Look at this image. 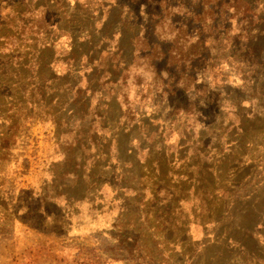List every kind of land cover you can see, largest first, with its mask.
<instances>
[{"label":"rangeland","instance_id":"rangeland-1","mask_svg":"<svg viewBox=\"0 0 264 264\" xmlns=\"http://www.w3.org/2000/svg\"><path fill=\"white\" fill-rule=\"evenodd\" d=\"M245 1L167 93L135 61L159 0H0V264H264V0Z\"/></svg>","mask_w":264,"mask_h":264},{"label":"trees","instance_id":"trees-1","mask_svg":"<svg viewBox=\"0 0 264 264\" xmlns=\"http://www.w3.org/2000/svg\"><path fill=\"white\" fill-rule=\"evenodd\" d=\"M158 5L160 12L164 13L160 16L154 14L150 24L147 25L146 32L140 34L134 40L135 61L140 62L141 59L142 72L153 71L156 78L161 79L162 87L167 88V93L190 89L187 81L192 77V70L204 64L205 60L202 55L205 50L200 51L197 47L198 45L199 48L206 45V39L199 38L203 31H208L207 35L218 41L222 35L228 37L230 34V26L228 25V28L223 26L225 14L228 16L227 18H238L240 24L247 20L250 14L253 18L256 17L251 5L245 0H159ZM167 17L169 19L170 36L167 37L161 33L156 35V32H159L160 25L157 18L162 22ZM240 24L238 26L241 29L239 37L245 41L247 34ZM175 26H178L177 31L173 29ZM47 29L48 25L42 19L30 25L22 24L19 30L20 34L25 36L26 34L45 33ZM187 32L189 34H186ZM13 45H17L15 40ZM42 45L47 51L50 50L46 38L43 39ZM257 49L258 55L264 54L263 43L257 46ZM225 57L238 62L236 55H225ZM260 65L262 64L255 63L248 69L256 71ZM134 68L139 69V67ZM126 78L127 76H124L121 80L123 81ZM223 81L226 83V80ZM136 83L138 84V82ZM125 99H123V102H125ZM118 101L119 103L122 101L119 96ZM238 102L240 103V100ZM121 104L123 105L122 102Z\"/></svg>","mask_w":264,"mask_h":264}]
</instances>
